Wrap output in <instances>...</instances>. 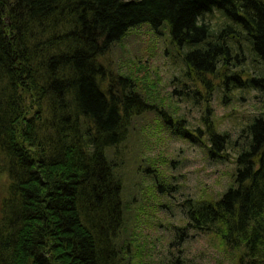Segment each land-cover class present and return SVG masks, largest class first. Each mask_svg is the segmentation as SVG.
<instances>
[{
	"label": "trees",
	"instance_id": "16d2710c",
	"mask_svg": "<svg viewBox=\"0 0 264 264\" xmlns=\"http://www.w3.org/2000/svg\"><path fill=\"white\" fill-rule=\"evenodd\" d=\"M142 27L167 31L184 77L205 87L204 133L136 75L107 69L104 57ZM246 52L261 66L254 73L243 68ZM205 76L220 80L223 104L233 93L264 96V0H0V155L11 181L0 264H154L129 230L124 151L150 113L174 138L236 166L220 198L185 201L181 230L217 238L236 264H264V110L231 158ZM152 173L162 193L166 178Z\"/></svg>",
	"mask_w": 264,
	"mask_h": 264
},
{
	"label": "rangeland",
	"instance_id": "374dc122",
	"mask_svg": "<svg viewBox=\"0 0 264 264\" xmlns=\"http://www.w3.org/2000/svg\"><path fill=\"white\" fill-rule=\"evenodd\" d=\"M210 23L212 27L219 26L218 14ZM177 52L167 31L158 34L142 27L107 54L103 62L114 75L127 72L136 75L139 86L151 90L160 106L184 119L190 130L203 129L204 133L205 87L200 79L195 82L184 77L186 70ZM245 55L244 70L253 73L259 70L260 64L252 63L249 53ZM205 79L211 81L213 89L210 114L222 126L221 131L229 132V155L233 158L236 142L242 143L243 129L263 112L264 96L258 92L233 93L231 100L223 104L220 80L213 76ZM186 93L189 96H183ZM161 126L156 114L144 115L124 149L127 158L130 157L126 168L129 219L136 228L129 230L142 242L144 259L154 264H236L238 255L225 253L217 238L181 230L187 223L185 201L220 198L229 189L236 166L232 162L214 161L208 157L206 147L178 140ZM200 137L206 143L205 134ZM8 163V158L0 155V220L11 184ZM148 167L152 168L145 172ZM153 169L166 178L162 193L154 186ZM130 199H134V204Z\"/></svg>",
	"mask_w": 264,
	"mask_h": 264
}]
</instances>
